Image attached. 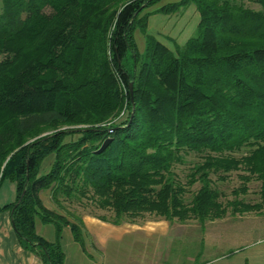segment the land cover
Instances as JSON below:
<instances>
[{
    "label": "trees",
    "instance_id": "obj_1",
    "mask_svg": "<svg viewBox=\"0 0 264 264\" xmlns=\"http://www.w3.org/2000/svg\"><path fill=\"white\" fill-rule=\"evenodd\" d=\"M161 1L0 0V187L15 186L0 212L42 264H64L65 227L83 246L82 218L62 213L65 201L110 210L113 225L144 214L203 224L226 216L210 176L244 171L243 182L262 183L260 204L235 201L233 212L264 210V0L161 7L152 14H198L197 33L174 50L147 34L144 12ZM190 154L201 163L182 185L173 169ZM44 192L58 210L43 206ZM35 219L54 227L53 242Z\"/></svg>",
    "mask_w": 264,
    "mask_h": 264
},
{
    "label": "rangeland",
    "instance_id": "obj_2",
    "mask_svg": "<svg viewBox=\"0 0 264 264\" xmlns=\"http://www.w3.org/2000/svg\"><path fill=\"white\" fill-rule=\"evenodd\" d=\"M176 1L177 0H162L157 5L147 9L144 13L151 14L150 16L156 15L152 13L158 10L159 6ZM244 4L250 9H259L258 6L251 3L244 2ZM161 15L163 14L157 15V19H160L162 17ZM169 19L168 23H171V30H167L170 29L169 25L166 28V26L163 27L162 22H157L152 24L153 30L151 29L148 34L163 42L170 50H174L175 44L183 46L190 38L195 36L199 19L196 12H191L189 10H183L178 14H172ZM134 37L139 51L142 52L145 43L144 36L139 30H136ZM76 138L75 136L72 139ZM70 139L71 138H67L66 141ZM233 156L236 159H240L244 156V153L234 154ZM52 162L53 157L47 158L42 164L40 174L48 172ZM199 163H201L200 156L190 154L184 157V164L174 167L173 172L182 185H186L188 175H190L193 167ZM246 176H248V174L244 171L231 172L226 175L224 181H218L215 175L210 176L213 184L212 186L219 193L218 202L226 210V216L224 218L214 221H205L203 224L195 219L185 222H178L176 220L166 222L172 229L180 231L172 233L166 238L167 245L171 247V249L168 247L169 261L172 262L178 259L185 264L186 259H190L193 253V259L197 262H202L204 259L233 250L253 240L264 239V210L260 212L259 210H251L250 212L234 213L233 207L230 205V203L235 201L247 206L260 204L262 183L254 178H250L247 182H243L242 177ZM5 185L7 184L4 183L1 186L0 193ZM199 188V183H196L190 188H186V193L183 195V200L186 204L191 202L193 195ZM243 188H245V192H243ZM233 192L236 193L234 194ZM43 194H45L50 201L49 192H44ZM62 208V213L72 214L80 218L90 216L99 221L104 219V222L111 224L114 220V215L110 210L99 209L89 200L83 199L80 203L76 201L72 203L65 201L62 202ZM237 209L241 208L238 207ZM55 210L58 209L55 208ZM161 221L164 220L154 215L144 214L132 222L127 219L125 223L139 226H154ZM197 255H199V257L196 258Z\"/></svg>",
    "mask_w": 264,
    "mask_h": 264
},
{
    "label": "crops",
    "instance_id": "obj_3",
    "mask_svg": "<svg viewBox=\"0 0 264 264\" xmlns=\"http://www.w3.org/2000/svg\"><path fill=\"white\" fill-rule=\"evenodd\" d=\"M167 4L171 3L163 4L159 9ZM187 10L196 12L193 6ZM157 15L159 14L148 18L147 34L153 28L152 24L157 22H162L166 28L169 25L170 29L167 30L172 29L171 23H168L170 15H161L160 19H157ZM6 184L0 193V208L15 200L14 184ZM45 194H40L43 206L48 210H55ZM82 222L83 246L73 240L68 227L62 230L60 244L64 252V264H183L178 259L169 261L168 247H171L167 245L166 238L180 231L169 227L167 221H161L154 226L126 223L113 225L84 216ZM35 233L47 242L55 240L54 227L39 219H35ZM192 254L185 264H264V239L253 240L202 262L193 259ZM0 264H42L34 253L26 250L19 242L9 211L0 212Z\"/></svg>",
    "mask_w": 264,
    "mask_h": 264
},
{
    "label": "water",
    "instance_id": "obj_4",
    "mask_svg": "<svg viewBox=\"0 0 264 264\" xmlns=\"http://www.w3.org/2000/svg\"><path fill=\"white\" fill-rule=\"evenodd\" d=\"M132 85H130L131 89ZM111 142V139H107L106 141L103 142L101 147L95 152L96 154H101L108 146V144Z\"/></svg>",
    "mask_w": 264,
    "mask_h": 264
}]
</instances>
